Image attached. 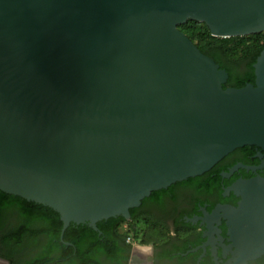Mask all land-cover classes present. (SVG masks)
Returning a JSON list of instances; mask_svg holds the SVG:
<instances>
[{
    "label": "water",
    "instance_id": "1",
    "mask_svg": "<svg viewBox=\"0 0 264 264\" xmlns=\"http://www.w3.org/2000/svg\"><path fill=\"white\" fill-rule=\"evenodd\" d=\"M189 20L261 34L264 0H0V191L57 211L62 241L238 149L264 152V52L255 85L224 89ZM239 183L241 207L220 210L230 263L247 264L264 255V179Z\"/></svg>",
    "mask_w": 264,
    "mask_h": 264
},
{
    "label": "trees",
    "instance_id": "2",
    "mask_svg": "<svg viewBox=\"0 0 264 264\" xmlns=\"http://www.w3.org/2000/svg\"><path fill=\"white\" fill-rule=\"evenodd\" d=\"M179 29L204 55L228 73L229 78L223 85L224 89H241L248 84L255 85V64L264 52V33L237 38H215L206 24L192 20L180 25ZM199 29L202 43H196L195 40V33ZM235 49L240 51L239 55L234 54ZM256 148V146H247L244 149L253 151ZM241 150L243 148L224 158L208 173L216 171ZM188 180L194 181L195 178ZM164 191H156L152 195ZM135 209L130 210L131 216ZM12 217L15 218L16 225L7 230L1 240L2 246L6 249L3 258L10 264H107L108 262L123 264L129 258L128 251L131 247L127 249V253L125 250L129 234L120 232L121 226L127 223L123 217L99 222L97 224L99 231H95L88 224H71L62 241L64 223L57 211L0 191V231L5 230ZM40 239H44V242L38 244ZM26 242L35 244L38 251L34 257L21 261L17 257V252ZM156 257L171 259L173 254L170 251H163Z\"/></svg>",
    "mask_w": 264,
    "mask_h": 264
},
{
    "label": "flooded vegetation",
    "instance_id": "3",
    "mask_svg": "<svg viewBox=\"0 0 264 264\" xmlns=\"http://www.w3.org/2000/svg\"><path fill=\"white\" fill-rule=\"evenodd\" d=\"M238 165L242 167L232 173ZM255 178L264 179V152L243 148L216 171L195 177L194 181L178 182L146 198L132 214L136 218L126 219L125 227L129 232L135 225L152 227L164 232L166 238L145 246L128 237L126 253L131 249L123 264H235L230 263L233 251L229 249L233 242L229 236V217L220 209H239L244 193V183L239 182ZM236 184L240 185L237 194L232 190ZM141 249L150 250L147 257L140 253ZM163 251H170L173 257L158 259L156 255ZM247 264H264V255Z\"/></svg>",
    "mask_w": 264,
    "mask_h": 264
},
{
    "label": "rangeland",
    "instance_id": "4",
    "mask_svg": "<svg viewBox=\"0 0 264 264\" xmlns=\"http://www.w3.org/2000/svg\"><path fill=\"white\" fill-rule=\"evenodd\" d=\"M197 22V21H196ZM200 23V22H198ZM200 34L201 31L200 29L196 31L195 33V40L196 43H202L203 41H200ZM236 55L240 54V51L235 49V53ZM127 223H124L121 226L120 232L122 233H128V237L133 238V242H135L136 244L139 245H145V246H150L153 243H161L165 240L166 238V234L162 231H160L159 229H155L152 227H148L145 228L144 226H133L132 232H129L128 229L125 227ZM16 225V220L14 217H12L8 224L7 227L5 228L4 231H0V259L6 261V259L3 258V255L6 254V249L2 246L1 244V240L3 238V236L6 234L7 230H9L10 228L14 227ZM44 242V239H40L38 241L39 243ZM38 251V248L36 247L35 244H31L29 242H26V244L19 249V251L17 252V257L21 260V261H25L28 260L32 257H34L36 255ZM140 253L143 254L145 257L148 256V254L150 253L149 249H141ZM0 264H6V262L0 261Z\"/></svg>",
    "mask_w": 264,
    "mask_h": 264
}]
</instances>
